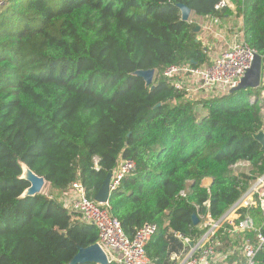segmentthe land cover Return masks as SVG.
<instances>
[{
	"label": "trees",
	"instance_id": "16d2710c",
	"mask_svg": "<svg viewBox=\"0 0 264 264\" xmlns=\"http://www.w3.org/2000/svg\"><path fill=\"white\" fill-rule=\"evenodd\" d=\"M218 1L4 0L0 264H68L79 248L96 244L97 229L57 197L80 182L93 199L119 158L135 171L109 196L110 213L130 239L144 224L158 226L145 247L151 264H178L184 247L173 233L195 243L202 231L192 215L219 219L264 174V152L253 139L264 132L258 89L193 101L160 74L171 65L207 64L195 25L181 20L177 6L198 20L217 15ZM231 3L244 42L264 60V0ZM147 70L155 71L152 91L134 75ZM239 163L251 170L233 173ZM23 166L55 198H23ZM238 214L264 231L258 209Z\"/></svg>",
	"mask_w": 264,
	"mask_h": 264
},
{
	"label": "built area",
	"instance_id": "2783aa9c",
	"mask_svg": "<svg viewBox=\"0 0 264 264\" xmlns=\"http://www.w3.org/2000/svg\"><path fill=\"white\" fill-rule=\"evenodd\" d=\"M3 5L4 0H0V7ZM231 8H233L231 0H219L214 9L219 15ZM217 15L198 20L191 15L188 19L189 23L200 27V35L196 39L206 52L208 48L206 36L214 33L213 28H218L221 22ZM240 27L242 28V25ZM215 34H218L217 29ZM255 54L256 52L242 39L209 58L206 65L200 67H192L188 63L171 65L160 74L170 80L175 90L184 92L189 100L202 101L196 98L199 94H206L207 99L203 100H209L228 94L230 90L236 88L250 68ZM262 62L264 66V60ZM251 100L254 101V98ZM198 110L203 112L201 106ZM247 165L250 166L248 163ZM94 166L98 170L96 160ZM134 171L133 161L119 158L110 173L109 196L119 190L122 180ZM185 194L186 191L182 192L181 196L184 197ZM43 195L52 199L51 194ZM57 201L68 213L79 215L84 224L97 229L96 244L104 252L109 264H151L145 247L158 231L156 224H144L132 239L128 238L120 222L111 215L108 202L102 204L88 199L86 190L80 182L72 183L66 192L57 197ZM204 205L207 207V203ZM244 208L258 209L264 219V174L251 180L247 190L219 219H213L208 212L199 215L198 226L202 234L195 243H191L188 237L180 233H173L184 247L182 251L184 255L179 264H264V257L259 259L261 254L264 256V231L261 226H255L248 214L239 219L238 211ZM246 233L251 237H242ZM222 237L230 242L227 246H224ZM175 259L177 260L178 256Z\"/></svg>",
	"mask_w": 264,
	"mask_h": 264
},
{
	"label": "water",
	"instance_id": "95a60500",
	"mask_svg": "<svg viewBox=\"0 0 264 264\" xmlns=\"http://www.w3.org/2000/svg\"><path fill=\"white\" fill-rule=\"evenodd\" d=\"M178 9L180 10L181 20L186 22L191 16V11L184 5H178ZM200 31L199 26H195L193 33L197 34ZM262 57L258 54H255L253 62L250 68L246 71L244 77L240 80L238 86L229 93H233L238 90H246V89H257L260 84L261 77V69H262ZM155 74L154 70L147 71H137L134 75L143 79L145 83V87H148L150 91L154 89V85L152 84V79ZM253 139L257 141L260 145V150L264 152V132H259L253 135ZM25 167V166H24ZM28 174L26 177L21 176L22 179H25L29 183L28 189L24 192L22 197H32L42 193V190L46 184L45 180L41 177L36 176L33 172H31L27 167ZM23 170V167H22ZM109 179L110 174L106 175L103 180L101 187L94 195L93 200L96 203H107L109 200ZM192 223L194 226H197L199 220L196 215H192L191 217ZM109 264L104 252L100 249L98 244H94L87 248H79L77 254L71 259L68 264Z\"/></svg>",
	"mask_w": 264,
	"mask_h": 264
},
{
	"label": "crops",
	"instance_id": "0c3cea01",
	"mask_svg": "<svg viewBox=\"0 0 264 264\" xmlns=\"http://www.w3.org/2000/svg\"><path fill=\"white\" fill-rule=\"evenodd\" d=\"M229 13L227 14H220V25L217 27H214V31L216 32V29L218 31V34L209 33L206 36V40L208 41V48H207V57L208 61L209 58L211 59L214 55L219 53L221 50L225 49L228 46H231L232 44L236 43L239 40L243 39V32L242 28L240 27L242 25V18L236 15L235 8H231L228 11ZM229 14V15H228ZM200 31L197 33L199 37ZM242 33V34H241ZM201 37H203V33L201 32ZM263 63V62H262ZM260 93V98L263 99V92H264V66L262 64V69H261V77H260V84L259 87L257 88ZM206 94H199L196 96L197 100H203V98H206ZM211 183V179H204L202 181V186L203 187H209ZM242 237L244 238H250L251 235L246 233ZM222 241L224 243V246H227L228 243H230L225 237H222ZM184 255V252L180 253L178 255L177 262L178 264L182 261V257Z\"/></svg>",
	"mask_w": 264,
	"mask_h": 264
},
{
	"label": "rangeland",
	"instance_id": "374dc122",
	"mask_svg": "<svg viewBox=\"0 0 264 264\" xmlns=\"http://www.w3.org/2000/svg\"><path fill=\"white\" fill-rule=\"evenodd\" d=\"M154 79H155V74H154ZM154 81V80H153ZM264 93V92H263ZM251 170V167L247 165V163H239L238 165L234 166L233 167V173L235 174H238V173H248L249 171ZM24 173V172H23ZM48 193V194H51L50 193V186L46 183L43 190H42V193ZM51 196L53 198H55V195H52ZM59 196V195H58ZM200 228V227H199Z\"/></svg>",
	"mask_w": 264,
	"mask_h": 264
},
{
	"label": "bare ground",
	"instance_id": "6f19581e",
	"mask_svg": "<svg viewBox=\"0 0 264 264\" xmlns=\"http://www.w3.org/2000/svg\"><path fill=\"white\" fill-rule=\"evenodd\" d=\"M153 80H154V76H153V79H152V83H153ZM23 177H26V174H28L27 172V169L23 166Z\"/></svg>",
	"mask_w": 264,
	"mask_h": 264
}]
</instances>
